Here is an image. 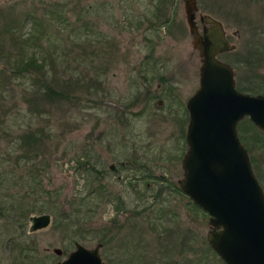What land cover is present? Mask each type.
Segmentation results:
<instances>
[{
    "label": "rangeland",
    "instance_id": "1",
    "mask_svg": "<svg viewBox=\"0 0 264 264\" xmlns=\"http://www.w3.org/2000/svg\"><path fill=\"white\" fill-rule=\"evenodd\" d=\"M191 4L198 33L219 22L235 86L264 95V0ZM200 60L184 0H0V264H52L74 241L103 242L104 264H224L176 183ZM45 83L60 95L43 99ZM251 157L264 185V140ZM55 211L60 224L27 231Z\"/></svg>",
    "mask_w": 264,
    "mask_h": 264
},
{
    "label": "water",
    "instance_id": "2",
    "mask_svg": "<svg viewBox=\"0 0 264 264\" xmlns=\"http://www.w3.org/2000/svg\"><path fill=\"white\" fill-rule=\"evenodd\" d=\"M191 0H184L185 18L199 50L198 86L185 101L188 120L185 151L180 159V191L208 215L205 238L224 264H264V190L255 175L236 124L247 117L264 132V95L238 90L233 69L217 58L231 46L219 22L198 33ZM114 169V165H109ZM163 177V175H160ZM27 231L46 227L48 212L29 214ZM101 242L86 246L78 241L52 264H104ZM51 251L60 255L59 247Z\"/></svg>",
    "mask_w": 264,
    "mask_h": 264
},
{
    "label": "trees",
    "instance_id": "3",
    "mask_svg": "<svg viewBox=\"0 0 264 264\" xmlns=\"http://www.w3.org/2000/svg\"><path fill=\"white\" fill-rule=\"evenodd\" d=\"M27 63H31L30 60L27 61ZM160 78L162 80L163 77H160ZM43 88L44 89H43V91L41 93V96H42L43 99H46V98H49V97L50 98L57 97V96L60 95V93H58L57 91H55V89L51 85H49L47 83L44 84V87ZM134 100H137V97L136 96H135ZM239 125H242V127H241L242 133L239 131L238 132V136H239L241 142L245 145V147H246V149H247V151L249 153V157H250V155H252V153L254 152L255 147L257 145L260 146V142H262L264 140V132L261 131V130H259L258 128H256L253 125V123L247 117H246V122H241V120H240ZM243 130L245 131V134H243ZM34 135H35V133L32 132V131L25 132V134L20 138L21 139L20 140V145L21 146H23V145L28 146L30 143H33L34 138H35ZM250 160H251V163H252V157L250 158ZM252 167H253V170H256L254 166H252ZM255 174H256V176L258 178V173H255ZM261 186L263 187V190H264V185L261 184ZM86 198H87V194L80 196L79 197V202H84V200ZM191 203L197 209H200L203 215L205 214V211H203L198 205H196L193 202H191ZM62 216H65V218L68 217V215H66V214H63ZM60 221H62V220H61V218L59 220H57V215H56V211H55L53 213V218L51 220L50 225L56 226L57 224H60ZM101 243H103V242H101ZM207 247L208 248H211L208 243H207ZM18 251L20 253H23L25 255L24 257H25V259H27V261L29 260V261H33V262H39V261L42 260V259H39V260L37 259L38 251H36L35 248H30L28 246V244H24V245L23 244L22 245L20 244V245H18Z\"/></svg>",
    "mask_w": 264,
    "mask_h": 264
},
{
    "label": "flooded vegetation",
    "instance_id": "4",
    "mask_svg": "<svg viewBox=\"0 0 264 264\" xmlns=\"http://www.w3.org/2000/svg\"><path fill=\"white\" fill-rule=\"evenodd\" d=\"M207 25H205V24H201L200 25V29L202 30V28L203 27H206ZM222 52V51H221ZM221 52H219V53H221ZM218 53V54H219ZM218 54L216 55L217 56V58L219 59V57H218ZM222 61V60H221ZM228 64V63H227ZM230 65V64H229ZM198 76H199V73H198ZM233 78H234V72H233ZM162 82L163 81H161L160 83L158 82L157 83V86H160L161 84H162ZM164 83V82H163ZM234 85H235V81H234ZM198 86V85H197ZM236 87V86H235ZM197 88V87H196ZM195 88V89H196ZM237 88V87H236ZM156 89V88H155ZM238 90H240L239 88H237ZM152 90H154V89H150L149 87H146V89H144L143 91H141L140 93H142L143 95H141V94H138L136 97H137V100H139V101H141V100H143V99H145V100H149V99H151V97L153 96L150 92L152 91ZM242 91V90H241ZM244 91V90H243ZM149 93V94H148ZM187 99V98H186ZM158 101L159 100H157L156 101V103H158ZM186 101V100H185ZM184 110H185V117H184V124H185V128H186V124H187V120H188V113H187V110H186V106H185V103H184ZM244 118V117H243ZM242 118V119H243ZM241 120V119H240ZM239 120V121H240ZM237 125V124H236ZM184 134H185V129H184ZM244 145V144H243ZM245 146V145H244ZM185 148H186V144H185Z\"/></svg>",
    "mask_w": 264,
    "mask_h": 264
}]
</instances>
